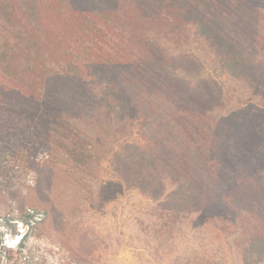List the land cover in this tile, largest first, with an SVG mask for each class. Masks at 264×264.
<instances>
[{"label": "trees", "instance_id": "16d2710c", "mask_svg": "<svg viewBox=\"0 0 264 264\" xmlns=\"http://www.w3.org/2000/svg\"><path fill=\"white\" fill-rule=\"evenodd\" d=\"M191 40L258 107L220 113L222 86L195 75ZM0 73L13 84L1 92L38 107L48 132L61 122L96 144L82 123L140 119L149 148L124 146L128 177L138 170L141 186L159 192L165 176L173 186L164 210L242 218L252 232L242 255L264 254V125L247 110L264 113V0H0ZM37 215L26 209L20 219L36 225Z\"/></svg>", "mask_w": 264, "mask_h": 264}, {"label": "rangeland", "instance_id": "374dc122", "mask_svg": "<svg viewBox=\"0 0 264 264\" xmlns=\"http://www.w3.org/2000/svg\"><path fill=\"white\" fill-rule=\"evenodd\" d=\"M185 50L198 63L197 77L221 84L225 107L220 113L242 117L246 112L241 109L258 105L245 84L229 77L210 51L192 40ZM5 82L13 86L0 73V84ZM1 91L0 219L7 216L16 223L11 225L22 222L27 228L23 246L34 264H264L263 253L242 255L241 247L252 233L244 231L242 218L230 222L164 210L172 203L173 186L165 176L159 192L141 186L138 168L128 177L119 158L124 146L149 148L139 130L140 119L116 127L82 123L97 133L96 144H89L91 138L64 131L61 122L45 131L38 107ZM247 110L264 125L263 112ZM26 209L40 213V222L30 225L20 219Z\"/></svg>", "mask_w": 264, "mask_h": 264}, {"label": "built area", "instance_id": "2783aa9c", "mask_svg": "<svg viewBox=\"0 0 264 264\" xmlns=\"http://www.w3.org/2000/svg\"><path fill=\"white\" fill-rule=\"evenodd\" d=\"M12 223L16 224L15 221ZM26 233L27 228L22 222L17 225L0 224V249L6 253L3 264H34L22 244Z\"/></svg>", "mask_w": 264, "mask_h": 264}]
</instances>
